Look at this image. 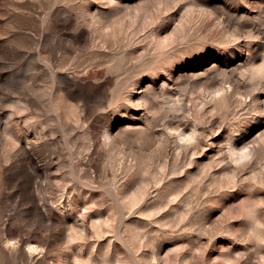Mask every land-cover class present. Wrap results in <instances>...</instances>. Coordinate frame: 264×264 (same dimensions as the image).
Masks as SVG:
<instances>
[{"label":"rangeland","instance_id":"374dc122","mask_svg":"<svg viewBox=\"0 0 264 264\" xmlns=\"http://www.w3.org/2000/svg\"><path fill=\"white\" fill-rule=\"evenodd\" d=\"M0 264H264V0H0Z\"/></svg>","mask_w":264,"mask_h":264}]
</instances>
